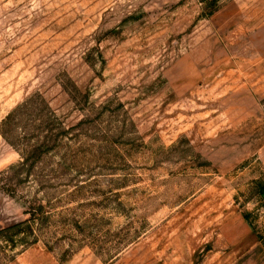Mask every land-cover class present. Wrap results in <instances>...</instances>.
Wrapping results in <instances>:
<instances>
[{
    "label": "rangeland",
    "instance_id": "obj_1",
    "mask_svg": "<svg viewBox=\"0 0 264 264\" xmlns=\"http://www.w3.org/2000/svg\"><path fill=\"white\" fill-rule=\"evenodd\" d=\"M262 28L264 0H0V225L39 215L0 264H264Z\"/></svg>",
    "mask_w": 264,
    "mask_h": 264
},
{
    "label": "trees",
    "instance_id": "obj_2",
    "mask_svg": "<svg viewBox=\"0 0 264 264\" xmlns=\"http://www.w3.org/2000/svg\"><path fill=\"white\" fill-rule=\"evenodd\" d=\"M258 189L264 193V182H257ZM27 217L21 221L12 222L9 224L0 225V240H3L6 246H15L19 241H24L27 236L33 232V223L36 217H39L38 212L31 210L27 213ZM43 218L46 217L44 213L40 214Z\"/></svg>",
    "mask_w": 264,
    "mask_h": 264
},
{
    "label": "crops",
    "instance_id": "obj_3",
    "mask_svg": "<svg viewBox=\"0 0 264 264\" xmlns=\"http://www.w3.org/2000/svg\"><path fill=\"white\" fill-rule=\"evenodd\" d=\"M253 41L256 44V47L261 51V53L264 54V28H262L257 37L253 38Z\"/></svg>",
    "mask_w": 264,
    "mask_h": 264
},
{
    "label": "water",
    "instance_id": "obj_4",
    "mask_svg": "<svg viewBox=\"0 0 264 264\" xmlns=\"http://www.w3.org/2000/svg\"><path fill=\"white\" fill-rule=\"evenodd\" d=\"M262 195H264V193L261 192Z\"/></svg>",
    "mask_w": 264,
    "mask_h": 264
}]
</instances>
